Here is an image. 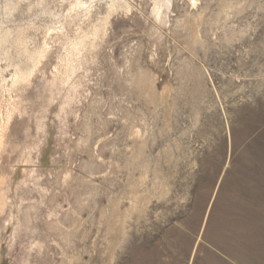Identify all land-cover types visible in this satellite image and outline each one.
Returning <instances> with one entry per match:
<instances>
[{"label": "rangeland", "instance_id": "374dc122", "mask_svg": "<svg viewBox=\"0 0 264 264\" xmlns=\"http://www.w3.org/2000/svg\"><path fill=\"white\" fill-rule=\"evenodd\" d=\"M129 1L70 81L30 86L12 116L0 264H264V0L225 23L226 0H170L162 18Z\"/></svg>", "mask_w": 264, "mask_h": 264}, {"label": "bare ground", "instance_id": "6f19581e", "mask_svg": "<svg viewBox=\"0 0 264 264\" xmlns=\"http://www.w3.org/2000/svg\"><path fill=\"white\" fill-rule=\"evenodd\" d=\"M200 1L189 0L194 6H198ZM253 3L255 0H226L219 9V22L225 23L230 14L242 13ZM257 5L264 10V3L259 2ZM164 7H170V0H158L155 11L157 17L162 18ZM120 8L130 10V1L0 0V169L1 163L9 157L11 119L17 110H21L25 91L30 86H36L38 82L57 85L70 81L84 66L86 57L100 46V41L108 33L112 15ZM24 13H29L28 18L19 15ZM185 24L189 22L186 21ZM196 24L192 23L189 36L193 42L198 43L204 41V38ZM244 33L241 31L230 35L226 31L225 40L228 43L233 42L242 38ZM5 60V63H9L6 65L13 67L10 79L4 74L7 68L4 69L2 62ZM199 74L203 73L200 71ZM149 77L146 72H141L139 87L154 102L152 93L155 98L158 87L154 79ZM171 90V85L164 87L162 98L166 100ZM5 91H10L11 96L7 97ZM4 102L7 103L6 108ZM175 105L176 101L170 105V111L175 109ZM142 133L141 127L134 123L131 128L133 140L142 141L144 144ZM10 158L11 156L8 159ZM23 161H28L27 155L23 157ZM29 171L30 167L24 166L18 176L24 177ZM6 190L7 178L0 171V216L9 201ZM143 202V198L137 196L125 214H121L116 206V223H121L115 227L116 232L123 230V220L130 212L144 210Z\"/></svg>", "mask_w": 264, "mask_h": 264}]
</instances>
